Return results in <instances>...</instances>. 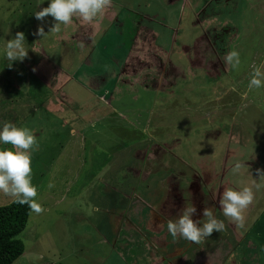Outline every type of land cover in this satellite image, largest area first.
I'll use <instances>...</instances> for the list:
<instances>
[{
  "label": "rangeland",
  "instance_id": "obj_1",
  "mask_svg": "<svg viewBox=\"0 0 264 264\" xmlns=\"http://www.w3.org/2000/svg\"><path fill=\"white\" fill-rule=\"evenodd\" d=\"M110 3L153 30L147 39L155 35V43L134 45L128 63L129 49L121 53L109 37L117 27L105 37V8L91 21L74 16L50 31L51 16L35 18L49 0H0V126L27 127L35 135L32 184L43 209L32 211L18 237L25 251L13 264H264V176L256 172L264 169V87L248 86L257 68L264 73V0ZM41 27L44 36L36 34ZM135 28L124 30L121 43L129 47ZM17 32L25 35L28 54L9 67L4 43ZM82 47H89L86 59ZM232 51L240 57L235 69L226 61ZM116 54L127 55L124 77L150 76L154 85L118 94L127 113L112 121L103 103L110 95L101 89L107 77L93 74ZM137 147L139 165L131 159ZM236 162L247 168L234 176ZM167 172L179 176L168 187H153ZM244 187L253 202L237 222L224 216L220 199ZM134 191L138 198L152 195L153 207L139 202L133 209ZM14 199L0 192V207ZM192 206L194 221L202 226L209 208L224 229L200 244L173 238L168 222Z\"/></svg>",
  "mask_w": 264,
  "mask_h": 264
},
{
  "label": "clouds",
  "instance_id": "obj_2",
  "mask_svg": "<svg viewBox=\"0 0 264 264\" xmlns=\"http://www.w3.org/2000/svg\"><path fill=\"white\" fill-rule=\"evenodd\" d=\"M109 3V0H49V6L35 13L37 20L43 21L51 16L54 26L50 31L58 30L60 24L72 23L74 16L82 17L84 21H91ZM37 35L44 36V29L37 30ZM5 41V40H4ZM25 35L17 32L14 38L5 41L4 55L12 66L13 62L23 61L28 51L25 49ZM227 63L235 69L240 64L239 53L232 51L226 56ZM35 72L36 69H33ZM249 89L264 87V73L257 68L249 81ZM11 145V148L0 150V192L15 198L21 205L27 204L35 212L43 211L36 201L37 188L32 184V167L30 150H34L37 139L27 127H17L11 123L0 126V145ZM247 168L243 162H236L231 169L232 175H239ZM257 174L264 176V169H257ZM253 202L252 191L244 187L241 190H226L222 193L220 207L225 217L242 222V212ZM196 208L183 209L180 217L167 224L168 232L173 238L180 237L194 244H200L205 238L211 237L213 232H221L224 223L213 217L209 208H204L202 215L207 218L205 223L193 220Z\"/></svg>",
  "mask_w": 264,
  "mask_h": 264
},
{
  "label": "crops",
  "instance_id": "obj_3",
  "mask_svg": "<svg viewBox=\"0 0 264 264\" xmlns=\"http://www.w3.org/2000/svg\"><path fill=\"white\" fill-rule=\"evenodd\" d=\"M109 1H111V0H109ZM113 5L114 4H112V3H110V6H107L106 5V7H105V19L103 18V22H104V20H105V32H104V34H105V37L107 36V34L109 35V31L114 27V26H116L117 27V29L115 30V31H117V34H114V35H109V37L111 38V39H114L115 41H117V43L119 44V49H120V45H122V50H121V53H126L127 51H128V49H129V51H128V54H129V56H128V58H127V60L125 61L126 63H128L129 61V59L131 58V56H133V51H134V45L136 44V43H140V41H142V43L143 44H145V42H147V43H152V41H153V43H155V35L152 37V38H146V35L149 33V34H152V33H154L153 32V30H150L149 29V27H143L142 26V23L140 24V25H138L137 23H135V21H133L132 20V18H133V16L132 15H130V17L128 16V15H126V14H124V12H129V13H132L130 10H128V9H126V10H124V11H122V12H120L119 10L121 9H119V10H114V7H113ZM148 16H146V18H147ZM142 18L144 19V16H142ZM148 19V18H147ZM90 23V25H91V31H92V33H93V29L92 28H94V26H93V22H89ZM109 24H111V27L110 28H107L108 27V25ZM132 24H134L135 26H136V28H135V30H134V33L133 32H130L131 34H132V42H130V45H129V47L126 45V42L125 41H123V43H121V40H120V37L123 35H125V32H124V30L126 29V28H129V27H131L132 26ZM79 26V25H78ZM85 27H88V26H85ZM78 28V27H77ZM114 31V32H115ZM122 31V32H121ZM74 34V33H73ZM94 35V34H93ZM93 35L92 36H89V39H88V41L90 42L89 44H91V45H93V43H92V41H93ZM70 36H71V34H70ZM73 36V35H72ZM157 37V36H156ZM71 39V38H70ZM73 42H75V41H73ZM77 44V43H76ZM77 45H79V44H77ZM94 47V46H93ZM87 48L89 49V47H82L81 48V52H83L82 50H84L85 51V49L87 50ZM156 49V48H155ZM155 49H153V50H155ZM91 51H93V48L91 49ZM156 51V50H155ZM86 52H88L87 53V57H89V54H90V50H88V51H86ZM42 56H44V54H42ZM125 56H127L126 54H123V55H121V56H119V55H117L116 54V56L115 57H113V59L111 58L110 59V57H107V59H109V61L108 62H105V67H103L102 65H100V67L98 68V72L97 73H95V74H93V75H95L97 78L98 77H100L99 76V72L100 73H102L103 75L102 76H106L107 77V79L106 80H101V81H105V85H110L108 88L104 85V86H102L101 87V89L103 90V91H105V93H107L106 95H105V98L106 97H108L109 95H110V99L109 100H107V98L103 101V103L105 104V119H113L112 121H116L117 120V117L120 115V113H127V110H126V105H124V106H122V105H119L118 104V106L117 105H115V102H117V96H118V94H120L121 93V91H124V90H130V88L131 87H134L133 86V84H130L129 82H128V80L126 79V77H124L122 74H121V71H122V69H123V67H124V65H126L125 64V62H123V65H121V60L123 59V57H125ZM45 58V57H44ZM86 59V57H85V55L83 56V59ZM116 58H118L119 60H117ZM156 58V57H155ZM106 60V59H105ZM103 67V68H102ZM122 67V68H121ZM119 68L121 69V70H119ZM111 73H114V76L113 77H111L110 75H111ZM67 78V77H66ZM65 79V78H64ZM65 81H66V79H65ZM56 85V84H55ZM138 86L140 85V86H143V84H137ZM138 86H136V87H138ZM123 87H125V88H123ZM67 98H69L68 96H66L65 97V99H67ZM114 103V104H113ZM90 104H92V103H90ZM120 106H122V107H120ZM120 107V108H119ZM125 107V108H124ZM117 115V116H116ZM101 117H103V116H101ZM137 117H139V116H137ZM133 119V118H132ZM8 120H6V122H7ZM93 121H95V119H92L91 121H87V123H89V122H93ZM86 123V124H87ZM83 129H81V131H82ZM70 135L71 136H77V132L76 131H74V130H72L71 131V133H70ZM74 138V137H73ZM74 139H76V138H74ZM160 147V146H159ZM161 148V147H160ZM140 151H143L142 149H140L139 147H137L136 149H132V152H131V159H132V161H134L135 160V163L136 164H138L137 162H140V156H137V155H139V153H140ZM159 153H161V155H163L164 153H165V150H162L161 152H159ZM145 163V162H144ZM139 165V164H138ZM149 165V164H148ZM148 165H147V167H145L144 166V168H139V169H135L136 167H134L133 169H134V171L133 172H135V171H137V172H142L141 170L142 169H144V171H145V168H148ZM168 165V164H167ZM154 166H155V168H154ZM90 167V166H89ZM150 168H154V169H156L157 168V163L156 162H154L153 163V165L150 167ZM90 169V168H89ZM91 169H92V176H90V177H93V167H91ZM168 169H169V171H171V172H173V168H171V167H169L168 166ZM129 170H131V169H129ZM132 172V173H133ZM182 174L184 175V173L182 172ZM152 175H150V176H148V178H150ZM171 176H179V175H174V174H168V172H167V174H166V176L165 177H163V178H161L160 179V181L159 182H157L153 187H162V186H167L168 187V185H169V183L170 182H172L171 181V179H170V177ZM147 178V179H148ZM183 178V177H182ZM133 179H137V178H133ZM137 180H140V179H137ZM180 181L182 182L183 180L182 179H180ZM182 184H183V182H182ZM168 189V188H167ZM134 193V194H133ZM133 193H131L130 194V196L131 197H133L134 199H132V202H131V204H130V206H132L133 205V209H134V207H136V205L135 204H137V203H141V204H143V205H145V206H147V207H151L150 206V203L149 202H147L146 200H145V198H142L141 196H140V198H138L137 196H136V193H135V191L133 192ZM115 194V193H114ZM126 196V195H125ZM147 196V195H146ZM151 196V198H150V201H151V199H152V195H150ZM125 199H126V197H124ZM144 199V200H143ZM160 203H163V201L161 200V201H159ZM159 202H157V205L159 204ZM153 207V206H152ZM151 207V208H152ZM132 209V210H133ZM143 213V211H141V214ZM215 219H217V217H214ZM237 233V235H239L240 237L242 236V235H244V232H241L240 230L238 231V232H236ZM261 238V237H260ZM244 240H246V238H244ZM247 242L248 243H251L252 244V242H250L249 240H247ZM253 245V244H252ZM255 249V248H254Z\"/></svg>",
  "mask_w": 264,
  "mask_h": 264
},
{
  "label": "trees",
  "instance_id": "obj_4",
  "mask_svg": "<svg viewBox=\"0 0 264 264\" xmlns=\"http://www.w3.org/2000/svg\"><path fill=\"white\" fill-rule=\"evenodd\" d=\"M114 9L118 10V8L115 7ZM88 50V48L87 50L85 49V51L82 50L83 52H81V57L87 54L88 52L86 51ZM125 76L128 82L130 84H133L134 87L138 86V83L144 85L148 84L151 88L154 85L153 82V84L151 83L150 79L152 78L150 76L147 78L143 77L141 74H126ZM138 87L143 89V87L140 85ZM122 92L123 91H121V93ZM118 104L122 106L126 105L122 103V99L117 100V102H115V105L118 106ZM127 106L128 108H130V104ZM7 118L9 117L3 118V121ZM136 180L137 179H134L135 182ZM155 184L156 183H154L153 186ZM144 198L147 202H150V198L148 196H145ZM31 213L32 210L27 204L21 205L17 203L15 199L9 205L0 207V264H13L17 259H19L23 255L25 247L23 242L18 239V237L24 232V230H26ZM252 244L254 243L252 242Z\"/></svg>",
  "mask_w": 264,
  "mask_h": 264
}]
</instances>
